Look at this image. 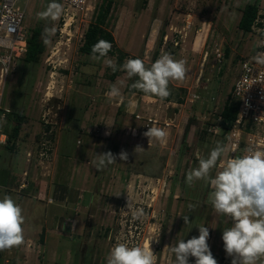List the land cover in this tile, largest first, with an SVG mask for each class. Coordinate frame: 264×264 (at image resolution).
Masks as SVG:
<instances>
[{
	"label": "rangeland",
	"instance_id": "374dc122",
	"mask_svg": "<svg viewBox=\"0 0 264 264\" xmlns=\"http://www.w3.org/2000/svg\"><path fill=\"white\" fill-rule=\"evenodd\" d=\"M25 1H21L23 8ZM102 1L97 0L89 10L70 20L68 36L58 30L64 23L63 10L54 22L38 19L37 13L44 11L51 0H30L24 21L27 36L30 38L38 27L43 30L46 26L55 27L56 32L50 37L39 63H29L24 58L13 60L4 85L1 108L25 114L24 128L29 132L22 131L19 135L15 151L0 144V179L10 174L12 180L19 182L24 177L30 162L27 153L32 151L30 142H35V153L43 129L42 115L48 102L56 101L55 107L50 108L55 122L52 159L44 164L34 161L36 180L44 179L53 188L58 202L48 205L46 228L39 230L38 240L32 238L40 244L37 249L40 254H30L29 262L106 264L110 249L118 241L141 245L151 241L156 264H173L175 257L168 246L198 236V226L204 225L209 229L211 252L222 255L223 264H231L221 238L228 226L208 201L211 187L204 181L187 185L186 174L198 166V157L206 158L217 142L222 143L220 134L214 136L208 129L231 96L239 63L256 55L264 41V0H148L147 8L138 16L135 15L136 0H112L116 49H122L128 55L126 59L141 56L150 63L159 48V57L168 53L187 61L186 78L169 85L173 95L170 102L127 94L125 89L131 79L123 71L113 79L112 68L105 63L111 59L116 64V56L95 61L80 53L84 34ZM257 1L259 22L251 34L244 36L238 29L242 10L248 3ZM162 31L168 40L164 43L163 38L158 47ZM69 37L71 40L67 42ZM217 49L225 55L226 50L229 52L221 62L216 59ZM52 51L54 57L50 61L54 62L50 64L48 58ZM113 84L120 88L123 99L112 100L106 95ZM194 94L199 99L192 102ZM178 99L183 103H177ZM119 109L122 114L117 116ZM137 113L173 121V126L165 129L166 143L153 141L149 146L148 139L140 133L141 124L135 119ZM5 123L6 119L0 118L1 132L10 130ZM103 130L110 132L106 140L100 136ZM116 144L115 154L125 150L128 160H118L98 171L92 164L96 154L111 151ZM137 145L143 150L134 152ZM18 186L15 184L10 189L17 190ZM6 193L10 192L2 190V195ZM18 197L17 192L12 193L17 203ZM128 199L133 207L144 208L145 218L132 220L131 209L126 207ZM190 204L195 206L194 210L189 208ZM22 209L26 221L31 210ZM53 210L61 221L66 217L76 219L75 234L63 227L60 240L51 235L56 231L53 217L50 218ZM185 215L190 220L187 225L182 218ZM90 224L92 236L80 260L82 237ZM29 226L25 222V234ZM0 252V260L10 259L16 254V247ZM194 263L190 257L189 264Z\"/></svg>",
	"mask_w": 264,
	"mask_h": 264
},
{
	"label": "clouds",
	"instance_id": "9594fccd",
	"mask_svg": "<svg viewBox=\"0 0 264 264\" xmlns=\"http://www.w3.org/2000/svg\"><path fill=\"white\" fill-rule=\"evenodd\" d=\"M62 14V5L57 0H51L46 9L37 13V18L56 21ZM56 32L55 27H45L43 41L50 43V37ZM112 48L109 41L100 39L91 49V59L99 61L107 57ZM255 64L264 66V52H257L251 57ZM113 72L117 70L126 73L128 79L136 78L130 88L142 92L145 96H153L165 100L171 95L170 83L183 81L188 73L187 61L176 59L171 54L164 53L150 65L140 58H129L117 68L111 60H105ZM109 99H123L120 88L113 84L106 93ZM105 135H110L106 132ZM143 136L148 139L149 146L153 141L166 143L168 132L164 128L148 127ZM143 150L137 145L134 152ZM235 150V146L232 147ZM229 148L217 142L208 156L198 157V166L186 174V184L192 186L196 181L209 184L211 191L208 201L214 211L231 220V227L222 232L223 247L226 255L231 257V264H264V150L248 147L244 154L222 159ZM127 161L128 153L121 150L119 154L111 151L96 154L92 164L98 171L106 169L117 161ZM218 161L220 162L218 165ZM214 169L215 175H212ZM131 209L133 221L142 220L146 212L142 207H133L128 199L127 206ZM194 210V205H189ZM184 224L190 223L189 216H182ZM25 217L22 207L10 195L0 198V251L10 250L24 243ZM199 235L185 241L181 239L168 246L174 255L173 264H189V258H194L195 264H218L213 256L208 240L209 229L198 226ZM157 257L148 245L132 244L128 241H118L109 251L106 264H156Z\"/></svg>",
	"mask_w": 264,
	"mask_h": 264
},
{
	"label": "built area",
	"instance_id": "2783aa9c",
	"mask_svg": "<svg viewBox=\"0 0 264 264\" xmlns=\"http://www.w3.org/2000/svg\"><path fill=\"white\" fill-rule=\"evenodd\" d=\"M22 0H0V118H6L11 111L1 108V99L6 79L11 71L14 59L24 58L27 53L28 39L27 31L24 26L26 9L30 0L25 1V7L21 6ZM62 5L64 12V23L58 29L60 34L70 35L72 21L75 16L87 11L92 7V3L97 0H57ZM65 17H69L68 20ZM259 18L256 21V25ZM164 43L168 36H164ZM70 37L67 42H70ZM178 45V41L175 42ZM258 52H264V41L259 45ZM54 57V52L50 53L48 61ZM216 59L221 62L224 53L220 49L216 50ZM54 61H50L52 64ZM239 74L232 86L231 98L238 103V113L235 122L224 134L225 144L229 151L225 156V161L234 156L244 154L248 147L264 150V66L255 64L251 59H245L239 63ZM50 88V87H49ZM192 102L199 99V96L192 95ZM135 119L141 124L140 133L147 131L148 127L156 126L164 129L173 126L172 120H161L156 115L139 114ZM43 129L37 143L36 152L30 151L27 157L30 161L36 160L39 164L50 162L54 151V125L52 113L49 108L42 115ZM221 118H217L215 123L210 125L208 132L221 134ZM6 143V136L0 134V144ZM235 146V150L232 147ZM198 156V154H197ZM27 175V173L25 174ZM52 203V200H48ZM226 224L231 227V220L223 216ZM29 248L32 244L28 243ZM0 264H23L21 261L11 259L0 260Z\"/></svg>",
	"mask_w": 264,
	"mask_h": 264
},
{
	"label": "trees",
	"instance_id": "16d2710c",
	"mask_svg": "<svg viewBox=\"0 0 264 264\" xmlns=\"http://www.w3.org/2000/svg\"><path fill=\"white\" fill-rule=\"evenodd\" d=\"M147 6H148V0H136L135 15L138 16L143 10L147 8ZM113 9H114V3L112 0H103L96 7L94 18L88 25V28L84 34L83 44L81 45L79 51L82 55L91 56L92 46L98 40L103 39L109 41L112 44V48L107 54V57L110 55L116 56L117 59L116 65L117 68L119 69V66L124 63V60L127 58L128 55L125 54V52L122 49H116V40L113 31L114 26L112 24ZM259 12H260V7L258 1L255 3H248L242 10V15L238 23V29L243 33L244 36L252 33V30L256 25V21L258 20V18H260ZM43 33L44 30L42 27H38L37 29L33 30L32 35L28 39L27 53L24 57L25 61L35 64L40 62V58L45 52L47 47V44H45L43 41V35H42ZM163 37H164V31L161 32L158 47L161 45ZM158 50L159 48L155 51L150 63H146L141 56H134L132 57V59L140 58L145 62L146 65H150L159 57ZM228 54L229 52L228 50H226V55ZM226 55L224 54V56ZM119 71L120 70H117L116 72H112L113 79H115L118 76ZM135 79H136L135 77L132 78L130 82L127 84L125 89L126 93L129 95L136 94V95L144 96L142 92H138L130 88L131 83H133ZM183 92H185V90H183ZM172 96L173 95H170L168 98H166V101L170 102L172 100ZM177 103L182 104L183 102L182 100L178 99ZM237 113H238V103L234 101L230 96L228 100L225 102L221 113L218 115V118H221L222 129H221L220 137L222 138V144L226 142V138L224 137V134L227 132L230 126L235 122ZM121 114H122V110L119 109L117 111V116H120ZM5 119L8 125L7 129L10 130H4V132L0 134L6 135L5 147L11 151H14L16 147L17 139L19 138L21 128L24 123V115L14 114L11 111L10 113L7 114ZM193 121H194V117L190 119L191 123ZM113 136L114 135H112V137ZM111 151L114 154L117 153L118 145L117 144L114 145ZM212 254L216 258L218 264H223L224 260L222 258V255H216L213 252Z\"/></svg>",
	"mask_w": 264,
	"mask_h": 264
},
{
	"label": "crops",
	"instance_id": "0c3cea01",
	"mask_svg": "<svg viewBox=\"0 0 264 264\" xmlns=\"http://www.w3.org/2000/svg\"><path fill=\"white\" fill-rule=\"evenodd\" d=\"M26 117V115L24 114ZM24 117V118H25ZM6 124V123H5ZM26 126V123L24 122L21 128L20 134H22V131L25 133L29 132L26 131L24 128ZM6 127L8 125L6 124ZM107 131L103 130V133L100 135L103 139H107L108 135H105ZM0 133H3L0 131ZM4 135V134H3ZM6 136V135H4ZM29 137H27L28 139ZM30 148L33 151V148L35 146V142H30ZM103 143L104 140H103ZM5 145V144H4ZM17 147H15L14 151ZM34 160L29 162V167L25 171L24 177L18 182L17 180H12V177L10 174H6L0 179V197L3 198L4 195H10L12 196L13 192H17L19 195L18 197V204L22 206V208L30 209L31 210V216L26 217V224L30 223L29 230L26 227L27 233L25 234L24 243L18 247H16V254L11 257L10 259L13 261H21L23 264H30L29 258L30 254L36 252L39 253L37 249L40 248V244L37 242V244L32 240V238H36L37 233L39 230H43L46 228L47 224V218H48V205H54L58 201V198H54V190L50 186L46 184V181L44 179L36 180L37 171L35 166ZM39 164V163H38ZM41 166V165H40ZM19 185L17 190H11L10 187L14 185ZM2 190H6L7 192L4 195H2ZM79 190V189H78ZM81 191V190H80ZM82 192V191H81ZM80 197V195L78 196ZM49 199L52 200V203H49ZM54 199V200H53ZM65 204L68 205V201L64 200ZM57 213L55 210L52 211V214L50 215V218L53 217V227H55L56 231H54L51 235L56 238V240H60L62 238V234L60 233V230H62L63 227L70 228V234H75L76 230V219L66 217L63 221H61V218L56 216ZM34 216H37V218H34ZM49 239V236L47 237V240ZM38 240V239H37ZM47 240L45 241V245L47 243ZM28 243L32 244V248H29L27 245ZM1 253V252H0ZM40 254V253H39ZM40 260V259H39Z\"/></svg>",
	"mask_w": 264,
	"mask_h": 264
},
{
	"label": "water",
	"instance_id": "95a60500",
	"mask_svg": "<svg viewBox=\"0 0 264 264\" xmlns=\"http://www.w3.org/2000/svg\"><path fill=\"white\" fill-rule=\"evenodd\" d=\"M53 102H56L55 100H50L49 102H48V104H47V108H52V107H55V105H53ZM86 249H87V241L86 242H84L83 243V247H82V249L80 250V253H79V255H80V260H81V258H83L84 257V255H85V252H86Z\"/></svg>",
	"mask_w": 264,
	"mask_h": 264
},
{
	"label": "flooded vegetation",
	"instance_id": "af4514ba",
	"mask_svg": "<svg viewBox=\"0 0 264 264\" xmlns=\"http://www.w3.org/2000/svg\"><path fill=\"white\" fill-rule=\"evenodd\" d=\"M88 227L89 228L88 229L86 228V231H85V233H84V235L82 237L83 238L82 247H83V243L85 241H88L89 237L92 236V233H91V224ZM97 234H98V232L95 233L94 237L97 236ZM96 241H97V239H96ZM94 247H95V243H94ZM94 247H93V249H95Z\"/></svg>",
	"mask_w": 264,
	"mask_h": 264
}]
</instances>
